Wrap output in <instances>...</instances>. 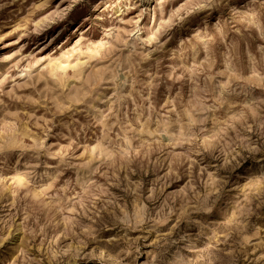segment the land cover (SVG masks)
<instances>
[{
	"label": "rangeland",
	"instance_id": "374dc122",
	"mask_svg": "<svg viewBox=\"0 0 264 264\" xmlns=\"http://www.w3.org/2000/svg\"><path fill=\"white\" fill-rule=\"evenodd\" d=\"M0 264H264V0H0Z\"/></svg>",
	"mask_w": 264,
	"mask_h": 264
}]
</instances>
